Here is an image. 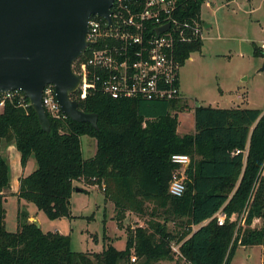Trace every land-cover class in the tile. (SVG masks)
<instances>
[{
    "label": "trees",
    "instance_id": "trees-1",
    "mask_svg": "<svg viewBox=\"0 0 264 264\" xmlns=\"http://www.w3.org/2000/svg\"><path fill=\"white\" fill-rule=\"evenodd\" d=\"M205 2L191 1L181 14L200 17ZM203 46V40L179 44L176 58L181 67ZM253 54L264 58L256 44ZM21 96L6 100L0 111V264H231L242 246H261L264 264V111L190 106L183 97L115 99L101 91L83 96L80 90L72 99L82 111L98 115V128L48 113L47 132L29 99L20 104ZM192 109L195 130L180 135L179 113ZM85 135L97 144L90 159L82 151ZM9 144L19 150L22 167L31 155L37 161V167L19 179V201L33 203L52 220L73 218V193L88 192V183L105 185V200L115 207L114 220L120 230L126 229L125 247L118 249L104 236L101 250L74 251L70 235L44 231L21 210L17 230L8 231L4 201L10 166L4 149ZM173 155L191 158L181 197L169 192L178 167ZM220 211L226 215L222 225L217 221ZM128 213L144 224L126 225ZM255 219H261L260 226L253 225Z\"/></svg>",
    "mask_w": 264,
    "mask_h": 264
},
{
    "label": "rangeland",
    "instance_id": "rangeland-1",
    "mask_svg": "<svg viewBox=\"0 0 264 264\" xmlns=\"http://www.w3.org/2000/svg\"><path fill=\"white\" fill-rule=\"evenodd\" d=\"M227 1L208 0L210 6H207L208 2L203 4L202 16L212 28L206 35L201 52L192 53L190 59L180 68L179 78L183 94L192 106L193 103H199L205 106L230 108L231 105L236 106L238 103L242 108L264 110V70H261L264 58L254 56L251 41H239V38L248 35H264V0ZM258 47L264 50V43ZM237 91L248 94V102H236ZM187 112L179 113V134L194 132L193 113ZM81 144L85 159L95 156L97 144L94 138L82 136ZM12 145L9 144L8 147ZM8 147L4 149L10 166V183L5 190L4 201L5 225L8 231L17 230L18 211L21 210L28 213L31 221L38 220L44 231H59L70 235L71 248L74 251H99L104 245V236L118 249L125 247L126 229H118L112 218L113 204L106 202L103 186L92 189L94 184L88 183L86 185L88 193L77 191L73 193L70 204L73 218L52 220L33 203L19 201L17 197L19 177L30 174L37 167V161L34 155H31L25 167H22L17 147L15 145L13 148ZM15 163H18V169ZM74 184L82 185L77 182ZM125 223L128 226L144 224L142 219L133 213H128ZM253 225L260 226L261 219H255ZM172 226L170 223L169 227ZM262 263L261 246L239 247L231 262V264ZM134 264H139V261H135ZM157 264L185 263L182 260L180 263L163 261Z\"/></svg>",
    "mask_w": 264,
    "mask_h": 264
},
{
    "label": "built area",
    "instance_id": "built-area-1",
    "mask_svg": "<svg viewBox=\"0 0 264 264\" xmlns=\"http://www.w3.org/2000/svg\"><path fill=\"white\" fill-rule=\"evenodd\" d=\"M191 1L194 0H114L111 22L98 14L92 15L87 33L90 45L76 71L82 76L78 91L81 90L83 96L87 92L101 91L115 99L181 98L177 47L181 43L204 41L207 31L202 13L200 17L181 14ZM210 5L208 2L207 6ZM20 93V90L0 92V107ZM23 98L22 94L20 104L24 106ZM43 105L47 114L56 118L67 116L61 110L52 84L44 89ZM172 162L178 167L172 173L169 192L181 197L187 188L185 170L191 158L173 155ZM96 187L99 186L92 185V189ZM225 219L226 215L220 211L218 223L222 225ZM173 250L179 254L177 245ZM135 260L132 257V261Z\"/></svg>",
    "mask_w": 264,
    "mask_h": 264
},
{
    "label": "water",
    "instance_id": "water-1",
    "mask_svg": "<svg viewBox=\"0 0 264 264\" xmlns=\"http://www.w3.org/2000/svg\"><path fill=\"white\" fill-rule=\"evenodd\" d=\"M113 1L0 0V92L20 90L45 131L51 130L43 105L48 84L54 85L64 114L98 128V115L82 111L72 99L82 82L74 65L90 45L91 16L98 14L111 22Z\"/></svg>",
    "mask_w": 264,
    "mask_h": 264
},
{
    "label": "crops",
    "instance_id": "crops-1",
    "mask_svg": "<svg viewBox=\"0 0 264 264\" xmlns=\"http://www.w3.org/2000/svg\"><path fill=\"white\" fill-rule=\"evenodd\" d=\"M233 1H235V0H233ZM206 21V20H205ZM207 23V26H206V28H207V31H206V35H207V33H209V31L211 30V28H212V25L211 24H209L208 22H206ZM218 37V36H217ZM206 38H207V36H206ZM218 39V38H217ZM240 40H248V41H251V43L252 44H256V45H261V44H263L264 43V35H262V36H260V35H258V36H253V35H248V36H246V37H243V38H239V41ZM247 43V42H246ZM204 44H205V40H204ZM252 47H253V45H252ZM180 86H181V82H180ZM181 92H182V97L183 98H185V96H184V94H183V91H182V86H181ZM238 93H237V95H236V102H240L241 101V103H245V102H248V94L246 95V93H244V92H239V91H237ZM234 104H236L235 102H233ZM190 104V103H189ZM191 105V104H190ZM193 105H197V103H193ZM201 105V104H200ZM192 106V105H191ZM231 107H240L239 105H238V103H237V105L235 106V105H231ZM258 109H260V108H258ZM260 110H262V109H260ZM262 111H264V110H262ZM188 112H192L193 113V116H194V109H192V110H190V111H188ZM187 112V113H188ZM184 113H186V112H184ZM179 124H180V121H179ZM179 127V126H178ZM195 130V121H194V128H193V131ZM185 133H180V135H184ZM13 146L14 145H12V146H9L8 148H13ZM8 150V149H7ZM15 165H16V168L18 169L19 167H18V163H15ZM21 176H24V175H21ZM21 176L19 177V179L21 178ZM91 191V190H90ZM77 192H81V191H77ZM88 193V192H87ZM106 202H107V200H106ZM109 203L112 205L113 203L111 202V201H109ZM112 208H113V216H112V218L114 219V215H115V207H114V204L112 205ZM36 222H39L38 220H36ZM116 222V221H115ZM117 224V223H116ZM119 229V228H118Z\"/></svg>",
    "mask_w": 264,
    "mask_h": 264
}]
</instances>
